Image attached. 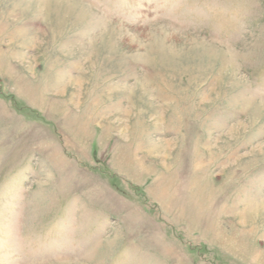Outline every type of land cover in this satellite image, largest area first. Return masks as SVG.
<instances>
[{"label": "rangeland", "instance_id": "374dc122", "mask_svg": "<svg viewBox=\"0 0 264 264\" xmlns=\"http://www.w3.org/2000/svg\"><path fill=\"white\" fill-rule=\"evenodd\" d=\"M0 264H264V0H0Z\"/></svg>", "mask_w": 264, "mask_h": 264}]
</instances>
